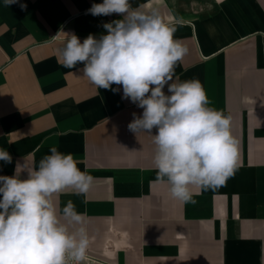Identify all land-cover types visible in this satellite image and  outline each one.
I'll return each instance as SVG.
<instances>
[{
  "label": "crops",
  "instance_id": "crops-1",
  "mask_svg": "<svg viewBox=\"0 0 264 264\" xmlns=\"http://www.w3.org/2000/svg\"><path fill=\"white\" fill-rule=\"evenodd\" d=\"M102 2L0 0V149L12 157L0 175L26 179L52 147L72 154L94 183L56 203L62 210L71 200L85 214L96 264H264V0H129L133 9L158 7L168 24L182 21L174 39L189 51L176 76L199 80L209 106L232 117L238 168L216 190L193 186L195 204L153 183L152 139L128 129L143 109L122 98V86L97 89L82 64L59 62L63 33L82 43L123 18L88 12Z\"/></svg>",
  "mask_w": 264,
  "mask_h": 264
},
{
  "label": "clouds",
  "instance_id": "clouds-1",
  "mask_svg": "<svg viewBox=\"0 0 264 264\" xmlns=\"http://www.w3.org/2000/svg\"><path fill=\"white\" fill-rule=\"evenodd\" d=\"M17 2L4 0V6ZM88 12L123 18L105 23L107 34H89L82 43L76 34L61 32L59 62L67 69L82 64L77 70L97 89L119 92L112 85L122 86V98L143 109L142 116L133 113L128 129L152 139L153 183L166 184L171 197L185 204L196 203L193 186L202 191L224 186L238 168L239 141L231 115L209 106L201 82L180 81L175 74L189 51L174 39L182 21L168 24L158 7L133 9L129 0H103ZM0 161L12 163L8 151L0 149ZM93 183L72 154L55 147L38 169H28L26 179L0 175V264H83L90 245L86 216L71 200L62 210L56 201L69 189L86 196Z\"/></svg>",
  "mask_w": 264,
  "mask_h": 264
},
{
  "label": "rangeland",
  "instance_id": "rangeland-1",
  "mask_svg": "<svg viewBox=\"0 0 264 264\" xmlns=\"http://www.w3.org/2000/svg\"><path fill=\"white\" fill-rule=\"evenodd\" d=\"M70 264H75V262H70ZM83 264H96V263H94L91 260L87 259L86 261L83 262Z\"/></svg>",
  "mask_w": 264,
  "mask_h": 264
}]
</instances>
